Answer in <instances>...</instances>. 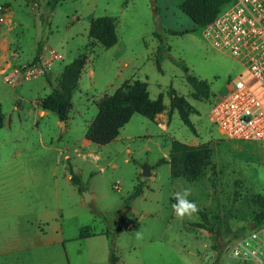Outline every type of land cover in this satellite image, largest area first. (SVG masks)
<instances>
[{
  "label": "rangeland",
  "instance_id": "obj_1",
  "mask_svg": "<svg viewBox=\"0 0 264 264\" xmlns=\"http://www.w3.org/2000/svg\"><path fill=\"white\" fill-rule=\"evenodd\" d=\"M177 1L63 0L53 10L43 4L35 11L22 0L11 4L19 25L4 34L0 28V40L10 43L7 59L0 43V228L10 227L21 242L34 231L36 241L60 240L52 245L51 264H61V257L63 264H109L111 239L119 264H241L227 249L257 226L264 144L225 138L211 121L213 102L243 67L193 29ZM106 13L117 18V42L109 48L89 36L90 19ZM157 33L168 47L160 69ZM39 44L41 63L30 70ZM78 58L83 66L61 121L38 101L60 89L58 78ZM179 63L208 83L209 96L188 83ZM132 79L147 82L149 96H161L166 109L154 122L134 114L110 143L86 145L98 103ZM173 92L193 106V128L170 109ZM173 140L208 150L196 178L170 174L169 163L156 165L169 157ZM138 183L142 191L131 198ZM185 188L204 216L174 214V194ZM85 192L94 196L86 200ZM105 230L110 235L100 236Z\"/></svg>",
  "mask_w": 264,
  "mask_h": 264
},
{
  "label": "trees",
  "instance_id": "obj_2",
  "mask_svg": "<svg viewBox=\"0 0 264 264\" xmlns=\"http://www.w3.org/2000/svg\"><path fill=\"white\" fill-rule=\"evenodd\" d=\"M63 0H46V5L53 10ZM232 0H183L179 4L181 11L189 17L193 23V29H202L209 24L220 11H222ZM189 30H185L188 32ZM176 33V32H172ZM89 36L95 41L101 43L105 48L112 47L117 42L115 21L109 15H103L91 19L89 25ZM160 45L158 47L155 60L157 68L160 69V60L163 52L168 50L163 45V39L160 34ZM43 45L39 44L37 54L33 58L30 66L41 62V52ZM181 64L186 74V79L202 97L209 96V85L206 81L196 78L189 74V69L184 63ZM83 61L81 58L75 59L71 64L65 66L64 71L58 83L59 90H53L47 95L39 99L38 105L44 109L55 113L61 121L67 119L68 109L71 108V93L77 87L79 74ZM166 109V105L161 96L151 98L147 87V82L132 79L124 82L111 95L103 98L98 103V111L96 116L89 123L85 138L97 145L108 144L118 135L120 129L129 121L134 114H140L143 117L154 121L156 114ZM170 109L177 110L182 122L193 128L189 119V113L194 111L193 106L186 98L176 95L174 92L170 96ZM2 126V112L0 110V127ZM204 149V148H203ZM209 158L208 150L187 145L181 141L173 140L170 143L169 159L161 157L156 165L169 163L171 173L174 176H185L188 179L196 178L200 169L204 167ZM70 180L80 189V180L73 172H71ZM142 191V183H138L131 198L138 196ZM260 199L261 209L254 216V222L259 225L264 224V199ZM204 216L202 210L199 211ZM110 235V230L105 231ZM90 233H80L79 237H86ZM109 264H119L118 256L114 252L113 239H111Z\"/></svg>",
  "mask_w": 264,
  "mask_h": 264
},
{
  "label": "built area",
  "instance_id": "obj_3",
  "mask_svg": "<svg viewBox=\"0 0 264 264\" xmlns=\"http://www.w3.org/2000/svg\"><path fill=\"white\" fill-rule=\"evenodd\" d=\"M7 12L0 4V26ZM201 33L243 67L213 102L211 121L225 138L264 144V0H232ZM53 56L62 57L56 52ZM227 250L241 264H264V224L233 240Z\"/></svg>",
  "mask_w": 264,
  "mask_h": 264
},
{
  "label": "crops",
  "instance_id": "obj_4",
  "mask_svg": "<svg viewBox=\"0 0 264 264\" xmlns=\"http://www.w3.org/2000/svg\"><path fill=\"white\" fill-rule=\"evenodd\" d=\"M22 1H24L27 8H30L32 11H35L36 8L41 7L43 4H46V0H22ZM182 1L183 0L177 1L175 4H178V6H179V4ZM16 2H17V0H0V4H5L8 7L6 22L0 27V28L4 27V32H2V34H4L5 32L7 33L9 31H12L14 28H16L19 25L18 22L13 21V18L15 16V11L10 10L11 4H14ZM35 6H38V7L35 8ZM106 15H109V16L114 18L115 29H116L117 18L112 16V13H106ZM91 19H93V18H91ZM91 19H90V21H91ZM0 43L2 44V45L0 44L1 46H4V47H2L3 52H4L3 58L7 59L8 54H9V47H8L10 44L9 40L6 37H3L0 40ZM0 52H2V50ZM155 120H156V117H155ZM83 142L86 145L90 143V141L88 139H84ZM165 158L169 159L168 156H165ZM169 166H170V164H169ZM170 174H171V169H170ZM69 177H71V175H69ZM91 196L93 197L94 194H92ZM2 226L3 225L1 224V227ZM105 231H100L101 232V233H99L100 236H105V234H106ZM13 236L14 235H13L10 227H9V229H6V230L3 228L2 229L0 228V264H51L52 247H53L52 245L60 242V240H53L52 238H47V239L41 238V239L36 241V239H35L36 232L35 231H34L33 235L31 236V238H28L27 240L24 239V240H22V242L20 241V239L14 238ZM107 236L108 235L106 234L105 237H107ZM27 237H29V236H27ZM21 249L22 250L29 249L30 254L29 255L24 254L20 258L18 252ZM101 251H102V254L104 256V251H105L104 246H103V249L101 248ZM60 260H61V264H63V258L62 257L60 258Z\"/></svg>",
  "mask_w": 264,
  "mask_h": 264
},
{
  "label": "clouds",
  "instance_id": "obj_5",
  "mask_svg": "<svg viewBox=\"0 0 264 264\" xmlns=\"http://www.w3.org/2000/svg\"><path fill=\"white\" fill-rule=\"evenodd\" d=\"M191 195V188H185L182 192H176L174 194L175 202L171 207L177 217L191 219L199 213L200 208L198 204L194 200L189 199Z\"/></svg>",
  "mask_w": 264,
  "mask_h": 264
},
{
  "label": "water",
  "instance_id": "obj_6",
  "mask_svg": "<svg viewBox=\"0 0 264 264\" xmlns=\"http://www.w3.org/2000/svg\"><path fill=\"white\" fill-rule=\"evenodd\" d=\"M63 123V122H62ZM143 176H149L150 175V170H149V167L148 166H144L143 167V172H142ZM86 194V200L89 199L91 196L85 192Z\"/></svg>",
  "mask_w": 264,
  "mask_h": 264
}]
</instances>
